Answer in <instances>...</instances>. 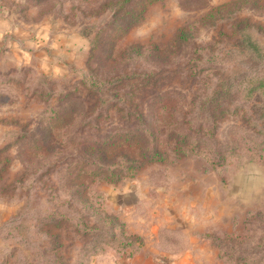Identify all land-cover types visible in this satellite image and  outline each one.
<instances>
[{
	"label": "rangeland",
	"instance_id": "obj_1",
	"mask_svg": "<svg viewBox=\"0 0 264 264\" xmlns=\"http://www.w3.org/2000/svg\"><path fill=\"white\" fill-rule=\"evenodd\" d=\"M102 1L0 0V264H264V0H155L118 40ZM145 122L163 159L126 175L97 147Z\"/></svg>",
	"mask_w": 264,
	"mask_h": 264
},
{
	"label": "trees",
	"instance_id": "obj_2",
	"mask_svg": "<svg viewBox=\"0 0 264 264\" xmlns=\"http://www.w3.org/2000/svg\"><path fill=\"white\" fill-rule=\"evenodd\" d=\"M130 1L131 0H103L101 3H99L97 10L91 13V14H101V12H104L107 9V7L112 11L110 23L112 29L116 34L115 35L116 40L120 39L126 33V31L130 28L129 26H131L141 18V15L145 10L146 6L151 4L155 0H144L142 3L138 4L137 6L131 5ZM227 4L228 3L221 4L216 7H212L210 10H208L205 13V15L210 16L212 14V10L224 8L225 5ZM186 28L187 27H183L179 29V33L176 37L177 41L180 42L182 39L186 38V33H185ZM93 95L95 96V92H93ZM119 99L121 98L119 97ZM208 99L212 101L211 97ZM131 103L133 104V106L124 105V107H116L113 109L111 107H108L104 109L103 112H105V115L107 116L110 115L111 112L120 113L122 110H124L127 117L133 119H139L140 121H146V114L144 113L143 106L139 104H135L132 101ZM165 107L166 105L163 103L162 109ZM70 110L73 112V115L79 113L76 107H71ZM60 114H61L60 112H57L56 116ZM159 115L160 113L157 112V117ZM156 131H159V129H155L154 127H149L148 123L145 122L142 131L133 128L126 135H121L122 136L121 138L119 136L117 137V139H113L107 142L106 141L101 142L102 146L97 147V149H100L102 152L104 151L111 152L113 148H116V146L126 145L129 147H133L134 151L136 152L135 155H132L130 152H124V151L117 152V153H122L121 156L125 157L123 159L128 164L126 168L129 170L126 171L125 174L129 175L133 173L134 169L140 167L145 162L159 161L163 159V155H162L163 151H161L160 148L158 147ZM138 137L144 139V141L136 145V143L139 142ZM181 140H182L181 135L175 136V143L171 149L172 151L177 153L184 152V149L180 145ZM117 170L118 169L113 167L110 168V164L106 165V167L103 169L104 177H101V180H105V181L118 180L119 177L117 176L120 174V172ZM95 176L96 173L94 171L92 177Z\"/></svg>",
	"mask_w": 264,
	"mask_h": 264
},
{
	"label": "crops",
	"instance_id": "obj_3",
	"mask_svg": "<svg viewBox=\"0 0 264 264\" xmlns=\"http://www.w3.org/2000/svg\"><path fill=\"white\" fill-rule=\"evenodd\" d=\"M2 24V23H1ZM3 26H0V38H1V36H2V34H3Z\"/></svg>",
	"mask_w": 264,
	"mask_h": 264
}]
</instances>
